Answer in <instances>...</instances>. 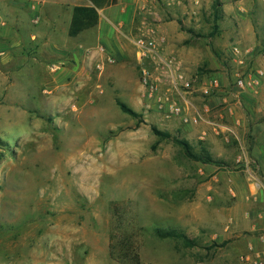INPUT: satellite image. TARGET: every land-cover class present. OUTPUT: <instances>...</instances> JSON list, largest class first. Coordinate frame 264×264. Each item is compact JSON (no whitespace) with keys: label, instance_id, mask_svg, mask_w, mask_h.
Segmentation results:
<instances>
[{"label":"rangeland","instance_id":"rangeland-1","mask_svg":"<svg viewBox=\"0 0 264 264\" xmlns=\"http://www.w3.org/2000/svg\"><path fill=\"white\" fill-rule=\"evenodd\" d=\"M237 1L200 0L191 12L186 0L178 6L158 0L150 15L175 20L185 36L179 42L188 51L185 62L167 41L159 53L182 61L193 90L177 93L167 70L153 61L144 66L161 93L179 101L188 116H200L197 124L164 119L143 96L133 41L131 58L108 63L106 57L79 78L67 58L69 68L55 81L59 57L13 50L0 40V264H239L246 232H232L231 213L221 211L237 202H216L202 191L208 160L198 139L207 123L204 106L219 95L231 99L235 70L244 71L232 62L231 48L250 50L245 66L264 72V0ZM3 30L10 36L12 26L0 24ZM210 78L219 88L200 95ZM247 92L253 100L238 111L250 117L253 144L264 129V78ZM117 101L136 117L121 112ZM175 140L185 141L197 159ZM231 170L243 175L241 168ZM155 229L181 233L192 244L159 238Z\"/></svg>","mask_w":264,"mask_h":264},{"label":"crops","instance_id":"crops-1","mask_svg":"<svg viewBox=\"0 0 264 264\" xmlns=\"http://www.w3.org/2000/svg\"><path fill=\"white\" fill-rule=\"evenodd\" d=\"M186 1L194 12V5L200 0H196L198 4H193L195 0ZM181 2L176 0L169 6H178ZM158 3V0H0V24L12 26L10 36H5L4 30L0 32V40L8 41L13 50L59 57L62 61L52 69L59 70L55 81L63 70L69 68L64 65L67 58L74 62L71 72H75L78 78L91 72L92 65L106 57L131 58L130 47L139 25L152 28L157 38L167 41V49L178 53L185 62L188 51L185 46H179L185 36L178 32L176 21L161 20L158 14L152 20L150 18ZM74 7L94 8L97 20L92 27L69 36ZM177 62L182 63L179 58ZM106 71H111V67L107 66ZM231 91L232 100L219 95V98L210 99L203 109L206 113L204 123L209 126L207 123L202 125L198 136L208 160L202 166L207 175L202 191H208L210 196L207 198L216 202H237L236 207L226 204L221 211L231 213L228 223L232 232L236 235L246 232L242 250H264V144L259 145V141L264 140V129L255 136L258 143L252 144L255 129L253 131L252 124H249V115H239L238 109L248 107L253 99L247 90L238 91L232 87ZM250 165L256 168V173L250 171ZM236 168H241L243 175L231 170ZM221 211L219 207L214 210L219 217L217 224ZM228 228L227 225L225 230Z\"/></svg>","mask_w":264,"mask_h":264},{"label":"built area","instance_id":"built-area-1","mask_svg":"<svg viewBox=\"0 0 264 264\" xmlns=\"http://www.w3.org/2000/svg\"><path fill=\"white\" fill-rule=\"evenodd\" d=\"M167 5L176 3V0H160ZM193 4H198V1H193ZM165 40L156 37L155 32L150 27H143L141 29V35L133 40L135 47L136 59L141 64V87L143 89V96L146 98H152L157 107L159 113L162 114L164 119L180 118L184 123L197 124L200 116L190 117L187 114L186 108L177 100L173 99L167 93H161L159 91V84L152 80L151 73L144 66L147 61H153L156 65L161 66L164 70H167L168 77L172 88L179 93L180 90L188 92L193 90V82L185 78L184 74L180 71V65L174 57L171 59H163L160 57L159 50L164 44ZM231 60L237 68H244V71L240 72L235 70L233 88L238 91H246L257 87L262 78H264V72L260 69L252 70L245 66V61L250 53L248 49H241L238 46H233L230 50ZM108 63H112L113 60L107 57ZM102 66L98 65L97 69H101ZM219 88V81L217 78H210L207 83H202L198 92L202 96H210L211 93ZM239 264H264V250L249 249L242 254L239 258Z\"/></svg>","mask_w":264,"mask_h":264},{"label":"trees","instance_id":"trees-1","mask_svg":"<svg viewBox=\"0 0 264 264\" xmlns=\"http://www.w3.org/2000/svg\"><path fill=\"white\" fill-rule=\"evenodd\" d=\"M216 7L214 9L216 10ZM97 20V13L94 8L90 7H74L72 11V17H71V22L68 30V35L69 36H75L77 35L80 31L87 29L89 27H92L95 25ZM117 106L119 107L120 111L128 114L130 116L136 117V113L133 112L131 109H129L125 104L122 102L117 101L116 102ZM152 132L155 136L167 139L170 138V135L168 133H162L158 131L155 128H152ZM175 142L181 146V148L184 150L185 154L189 158L197 159L191 152V149L189 145L182 140H175ZM4 144V142H1ZM4 158V153L0 151V162ZM155 233L159 238L166 239V238H179L183 239L185 242H187L186 238L184 235L181 233H177L176 231L173 230H160V229H155ZM191 243L192 242H187ZM132 264H140L137 259H134V262Z\"/></svg>","mask_w":264,"mask_h":264}]
</instances>
